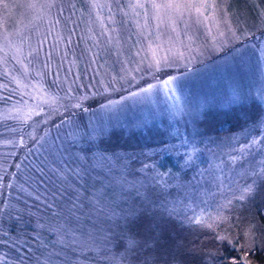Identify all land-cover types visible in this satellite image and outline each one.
<instances>
[{
	"label": "snow or ice",
	"instance_id": "1",
	"mask_svg": "<svg viewBox=\"0 0 264 264\" xmlns=\"http://www.w3.org/2000/svg\"><path fill=\"white\" fill-rule=\"evenodd\" d=\"M29 7H40L49 13L55 8L56 16L36 44L28 38L26 52L18 48L9 56L7 37L0 46L3 67L0 113L4 128L12 134L5 142L10 150L0 153V264H75V260L90 258L85 250L92 251L98 238L110 243L114 229L123 226L131 232L132 225L144 217H149L155 227L181 216V224L186 220L201 225V220L178 207L183 201L169 199L172 191L182 189L187 200L199 199L200 204H207L209 196L215 198L230 179L225 177L226 167L243 161L245 151L251 156L253 147L261 143L251 131L249 143L238 144L236 148L228 144L232 150L227 161L213 153L218 162H210L208 169L201 172L203 184L199 181L189 185L173 184L163 173L157 171L151 175L149 170L154 165L147 162L136 170L145 180L130 183L126 175L131 174L133 158L109 153L103 145L118 128L147 127L158 115L153 105L158 103L161 92H165L166 99L175 101L176 111L171 114H182V78L192 72L190 65L224 47H231L242 57L250 30L233 28L219 0H115L114 3L88 0L85 11L92 24L99 22L101 31L92 46L81 50L78 57L72 40L76 29L69 27L74 25L77 5L44 0ZM152 22H155L154 28ZM61 25L63 27L58 28ZM193 26L207 29L213 36L212 47L196 46L190 31ZM65 30L67 35L63 34ZM160 51L165 54L160 56ZM261 52L264 55V49ZM81 59L86 65L83 74L73 72L72 66ZM10 60L18 67L9 68ZM109 68L111 73L107 71ZM164 69L179 72L180 76L168 74L162 78L158 74ZM48 77L51 83L47 91L58 93L55 106L52 101H42L36 87L40 80ZM85 79L89 81L87 84ZM13 84L15 86H11ZM97 97L104 98L98 110L86 106V101ZM241 101L242 97L234 94L228 106ZM130 113L139 115L130 119ZM82 114H89L86 122ZM201 114L202 110H198L194 122ZM261 120L264 118L254 122V128L261 126ZM9 121L15 123L9 124ZM188 143L185 142V147ZM198 151L199 146L192 144L191 151L183 157L185 168L194 167ZM240 167H244L243 163ZM240 174H250L251 182L239 194L224 195L226 203L217 208L220 220L226 219L222 212L232 210L233 200H243L258 180H264V168L260 171L246 169ZM97 185L102 188L119 185L122 196L127 195L128 188L135 189L139 203L134 201L127 207L115 202L111 206L102 203L105 193L97 191ZM33 208L42 213L35 221V234L29 236L21 229L16 239L9 240L10 230L31 223L25 217L35 215ZM213 223L203 226L211 229ZM49 234L56 237L51 247ZM162 239V228L158 234L150 230L143 240H138L135 234L129 235L125 255L116 264L128 261L140 249L159 247ZM3 248L9 251L4 252ZM144 264L159 262L145 260Z\"/></svg>",
	"mask_w": 264,
	"mask_h": 264
},
{
	"label": "rangeland",
	"instance_id": "2",
	"mask_svg": "<svg viewBox=\"0 0 264 264\" xmlns=\"http://www.w3.org/2000/svg\"><path fill=\"white\" fill-rule=\"evenodd\" d=\"M43 2L44 0H0V46L4 44L7 37L10 42L9 56L18 48L26 52L29 43L28 38L32 44H36L37 39L42 38L51 27V21L56 16L55 8L49 13L40 7H29L30 4ZM105 2L114 3L115 0H100V3ZM219 2L233 28L250 30L248 32L250 38L244 41L247 46L243 49L242 57L233 52L231 47H224L213 51L210 55L200 57L190 65L193 69L192 72L187 73L182 78L184 84L180 99V106L184 109L182 114L176 116L171 114L176 111L175 101L166 99L165 92H161L158 103L153 105L158 115L147 127L139 129L118 128L103 145L109 153L116 152L133 158L129 168L131 174L126 175V179L130 183L145 180L144 175L136 173L143 162L154 165V168L149 170V173L154 175L158 171L155 167L156 163L162 155L167 154L178 157L179 166L173 176L164 173L165 178L173 184L180 182L189 185L196 184L198 181L200 184L204 183V180L200 179L201 172L208 169L210 162H218L213 153L221 155L227 161L228 153L232 150L228 147L229 143H231L232 148H236L238 144L249 143L252 136L261 140V143L253 147L251 156L247 155L245 151L243 161L237 162L234 167H226L225 177H230V179L223 185L215 198L212 196L207 198V204H200V200L197 199L195 202L190 201L189 209L187 208L189 200L186 199L183 190L174 189L172 191V196L169 199L183 201V204H178V207L202 222L201 225H196L194 221L189 223L186 220L183 224L180 223V226H183L181 232L183 236L187 235V228L189 229L192 223L195 225L188 233L189 236L184 238L186 242L175 249L179 250L177 253L182 251L183 259H186L185 262L192 260L195 264H215L218 260L223 264L225 260L221 259L226 253V249L222 250L221 248L217 252L216 247L219 243L232 246L236 242L239 247L250 250L255 247L261 248L262 243V237L253 215L257 211L264 215V180H258L243 200H233L230 206L232 210L221 213L226 219H219L217 208L220 204L226 203L224 195L231 197L232 192L239 194L251 182L250 174L241 175L240 173L246 169L260 171L261 168H264V120H261L259 128H254V122L258 118H264V55L261 52L264 49V0H242V2L241 0H219ZM57 3L64 5L75 3L77 5V13L73 17L74 25L70 24L69 27L75 26L76 35L72 37V40L73 45L76 46L74 47L75 54L79 57L81 50H86L92 46L97 34L101 31V25L99 22L91 23V19L85 11L88 0H57ZM5 4L8 7H5ZM65 15H68L67 11ZM141 22L143 23L142 18ZM154 26L155 22H152L151 27L154 28ZM62 27V25L58 26V28ZM190 31L197 47L205 44L212 47L213 36L208 34L204 26H193ZM63 34L67 35V31L65 30ZM213 35H215V29ZM22 37L25 39L22 40ZM48 39L52 41L51 36ZM181 39L185 38L181 37ZM165 47L168 45L165 44ZM164 54L163 51L159 52L160 56ZM85 66L82 59L78 60L72 66V71H79L83 74L82 70ZM13 67L18 66L15 65V61L10 60L9 68ZM67 67L68 65H65V68ZM181 70L183 71V68ZM107 71L111 73L112 69L109 68ZM168 74L180 76L179 72L172 69H164L158 75L166 78ZM2 78L3 67L0 65V79ZM88 82L87 79L84 80L85 84ZM33 83L35 84L36 81ZM50 83L51 77H48L46 80H40L36 87L39 90L40 99L52 101L55 106V96L58 93L53 94L51 91H47ZM234 94H239L242 101L229 107L228 100ZM103 99V97L90 98L86 101V106L90 105L91 108L98 110ZM166 104L167 108H165ZM198 110H202V114L194 122L193 117ZM88 115L82 114L85 122ZM135 115H139V113H130L129 118L134 119ZM2 116L3 114L0 113V153L10 150L5 146V142L12 135L10 131L4 128ZM8 123L15 122L9 121ZM249 131L252 132V136L248 135ZM186 141L189 142L187 147H185ZM192 144L198 145L199 151L194 156V167L188 169L183 166V157L186 152L191 151ZM236 154L239 155V151ZM241 163L244 165L243 168L240 167ZM105 183L107 184L108 181ZM229 184L231 189H229ZM97 191L105 193L102 197V203L110 206L113 202L120 203L121 207H127L134 201L139 203L136 199L135 189L132 188H128L126 196H122L120 193L119 185L108 188L97 185ZM134 196L135 198L132 199ZM197 204L200 206L197 207ZM211 204H214V207H210ZM192 209L194 211H191ZM32 211L35 215L25 217L31 223L10 230L9 240L16 239V235L21 229L29 236L35 234V221L37 217H41L42 213L36 208H33ZM209 217L212 219L209 220ZM46 219L44 217V220ZM178 219L179 221L182 220L183 216ZM208 223H213L211 229L203 226ZM234 227H238V229ZM117 229H123V226L114 230ZM131 229H133L131 232L123 229L125 237L123 239L119 237V240H123L125 245L126 238L130 234L138 235L136 223L134 226L132 225ZM157 229H159L158 232L161 231L160 227ZM201 233L203 238H198ZM51 236L55 240V234H51ZM114 245L116 246L115 243ZM49 247H51L50 242ZM125 247L123 249L118 247L115 249L113 246L110 248L108 243L98 238L92 251L85 250V255L90 258L79 261L81 264H116L125 255ZM2 251L9 250L3 248ZM139 251L133 253L129 260L123 261L122 264H144L142 261L152 259L151 256H145ZM163 255L162 259L158 261L159 264H170L171 260L167 258L166 250ZM137 259H140L138 261L141 262H138Z\"/></svg>",
	"mask_w": 264,
	"mask_h": 264
},
{
	"label": "trees",
	"instance_id": "3",
	"mask_svg": "<svg viewBox=\"0 0 264 264\" xmlns=\"http://www.w3.org/2000/svg\"><path fill=\"white\" fill-rule=\"evenodd\" d=\"M241 2H242V0H241ZM228 127H230V126H228ZM178 166H179V158L174 157L172 155L169 156L167 154L162 155L160 157L159 161L155 165L158 172L163 173V174L166 173V174H169L170 176L174 175V173L178 169ZM134 198H135V196L132 197V199H134ZM130 200H131V198H130ZM190 205L191 204L189 201L187 208L190 209ZM210 207H214V204H211ZM117 210H119V209H117ZM184 212L187 213V211H184ZM212 213H213V211H212ZM253 216L255 217L256 224L259 228L260 236L262 237L261 238V240H262L261 248L255 247L252 250H250V249H244L242 247H239V245L236 242H235V245H232V246H230L229 244H220L219 243V244H217V247H216L217 252L220 251L221 248H222V250L226 249V251H225L226 253L224 252L225 254H224V256H222V259H221V260H225L223 262V264H264V215L260 214L257 211L256 213H254ZM136 225H137V231H138V235L136 236V238L138 240H143V238H145L148 235L150 230L154 233H157L159 231V229H157L159 227H155L153 224V221L147 217H144L143 219L138 221L136 223ZM194 225L195 224L192 223V225L189 226V229L187 228V235L185 234L183 236V234H181V232L183 230V226L182 227L180 226L179 219H177L176 221L167 222V223L162 225L163 228L160 226V228L163 229V239L161 240V245L155 249H150V248L149 249H140L139 252H141L142 254L144 253L145 256H151L152 259L149 261H159L162 259V256H164L163 252L166 250L167 251V258H169V260H171L170 264H175V262H176V264H195L192 262V260H188L187 262H185L186 259H183L182 251L180 250V252L177 253V251H179V250H175L176 247H179L186 242L184 238L186 236H189L188 233L191 231V229ZM234 228L238 229V227H234ZM217 229H219V228H217ZM119 230H121V231H119ZM119 230L118 229L114 230V232H113L114 234L112 235L113 241L111 239V242L108 243L110 248L113 246L115 249H117V247L119 249H123L126 246L124 244L123 240H119V237L122 239H123V237H125L124 236L125 233H123L124 230L123 229H119ZM131 230L133 231V229H131ZM77 235H79V234H77ZM201 237L203 238L202 233L199 235L198 238H201ZM48 240L50 243L54 240V239H52L51 234H49ZM114 243L116 244L117 247L114 245ZM240 246H242V245H240ZM198 255H201V254H198ZM155 257H157V258L154 259ZM138 260H140V259H137V261ZM138 262H141V261H138ZM143 262L144 261H142V263ZM166 262H168V261H166ZM75 264H81V262L79 260H75ZM215 264H221V263L218 260V261H216Z\"/></svg>",
	"mask_w": 264,
	"mask_h": 264
}]
</instances>
